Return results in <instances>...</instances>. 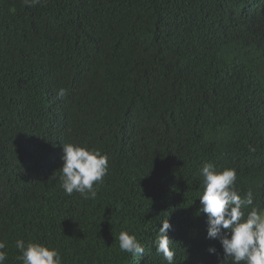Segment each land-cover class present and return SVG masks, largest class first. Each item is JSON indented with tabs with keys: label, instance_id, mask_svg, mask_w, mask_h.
<instances>
[{
	"label": "trees",
	"instance_id": "obj_1",
	"mask_svg": "<svg viewBox=\"0 0 264 264\" xmlns=\"http://www.w3.org/2000/svg\"><path fill=\"white\" fill-rule=\"evenodd\" d=\"M68 143L109 159L94 200L61 187ZM206 163L236 169L247 211L264 208V0H0L4 264H22L17 240L62 264H167L165 219L175 264H220L199 212Z\"/></svg>",
	"mask_w": 264,
	"mask_h": 264
},
{
	"label": "clouds",
	"instance_id": "obj_2",
	"mask_svg": "<svg viewBox=\"0 0 264 264\" xmlns=\"http://www.w3.org/2000/svg\"><path fill=\"white\" fill-rule=\"evenodd\" d=\"M41 0H23L27 7L39 4ZM65 89L58 95L64 96ZM250 151H255L250 146ZM63 166L59 169L61 187L66 195L79 193L84 199H95L97 189L108 174L109 159L99 150L88 149L76 144H63ZM203 192L199 197L200 213L207 215V237L218 239L223 248L220 264H264V208L252 207L254 194L249 190L242 198L236 189L237 172L234 168L222 171L211 163L202 169ZM172 225L168 219L162 222L156 236V251L167 264H175V251L169 230ZM119 248L132 256H142L145 247L127 231L118 236ZM6 243L0 241V264L7 260ZM15 247L20 251L18 257L22 264H62V257L55 248L40 243L17 240ZM210 253H216L214 247Z\"/></svg>",
	"mask_w": 264,
	"mask_h": 264
}]
</instances>
